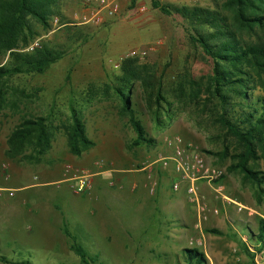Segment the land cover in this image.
<instances>
[{"label":"rangeland","instance_id":"obj_1","mask_svg":"<svg viewBox=\"0 0 264 264\" xmlns=\"http://www.w3.org/2000/svg\"><path fill=\"white\" fill-rule=\"evenodd\" d=\"M157 1L163 6L210 9L223 2ZM83 3L84 0L58 1L59 28L51 24L48 28L32 24L33 40L39 39L40 45L60 58L41 74L13 75L0 84L6 94L5 103L0 107V136L11 133L25 118L41 117L47 121L52 142L58 146L60 140H65L74 111L81 121L86 120L88 129L94 133V142L79 156L66 152L71 159L88 163L83 170L105 171L113 163L115 167L116 163H121L124 169L132 172L145 169L141 173L138 198V190L132 192L128 185L121 189L128 194L127 204L122 207H116L108 198V192L102 193L93 180L91 188L83 194H75L67 189L69 183H61L60 192L66 200L71 202L79 198L94 212L85 218V224L74 225L66 222L71 221L67 217L73 213L60 210L57 217L61 221L60 230L69 231L76 243L85 248L89 258L96 259L93 264H195L196 255L187 250L201 254L204 264H264V246L254 240L258 220L264 218V185L257 187L240 173L229 171L234 163L232 157L242 152V148L218 121L219 113L210 111L215 105L219 106V100L214 99L209 109L203 110L202 105L197 108L191 104L189 96L190 90L206 86L211 77L212 60L193 39L198 34L203 36L210 32L209 29L194 27L174 12L165 15L153 8L150 0H136L134 4L131 0H121L116 17L104 19L100 25H74L72 17L83 10ZM132 51L146 52L144 57H137L139 63L154 68L168 103L156 122L143 111L139 89L131 97L132 103H138L140 112L137 111L136 116L152 141L149 145H132L135 134L127 117L121 115L120 101L114 93V88L119 86L116 77L120 74V62L131 58ZM6 60L7 57L0 56V65ZM182 84L187 91L179 98L178 89ZM201 90L199 103L207 98L203 87ZM223 92L230 98L225 108L229 115L240 107L242 98L237 91ZM243 92L248 100L264 96V75L260 79L250 78ZM18 97L21 98L19 110L13 104V99ZM84 98L92 99L93 105L88 106L87 100L82 102ZM96 121L103 126L102 134H99V126H92ZM117 129L122 131L121 135L112 133ZM171 135L191 142L208 162L225 169L221 180L223 197L215 195L206 185L200 188L208 209L200 222L194 207L187 204L183 188L172 190L174 175L159 169L156 163L158 154H168L163 139ZM49 150L50 147L44 154L37 155L32 148H26L21 157L11 159L6 155L5 161L14 163L20 158L38 163L46 154L51 162L63 159L64 154L52 157ZM63 160L64 174L65 166L71 162ZM248 168L264 178V152L259 148ZM111 174L109 178L106 174L96 177L102 178L106 191L115 189ZM30 182L39 183L40 180L22 183ZM33 187L36 188L18 192L14 198L4 193L0 197V264H82L70 250L71 241L62 231L58 237V233L48 232L42 225L36 229L33 215L27 213L30 202L25 205L22 201L30 197L29 200L49 203L54 199L56 186ZM172 202L184 203L185 208H174ZM15 206L25 213L4 217V213Z\"/></svg>","mask_w":264,"mask_h":264},{"label":"trees","instance_id":"obj_2","mask_svg":"<svg viewBox=\"0 0 264 264\" xmlns=\"http://www.w3.org/2000/svg\"><path fill=\"white\" fill-rule=\"evenodd\" d=\"M58 1L60 0H0V56L7 57L6 62L0 65V84L13 75L41 74L60 58V55L42 45L32 52L23 51L33 41L32 24L50 27L51 19L57 16ZM135 2L136 0H131L132 4ZM150 2L153 8L165 15L174 12L194 27L209 29L210 32L203 36L198 34L195 38L192 37L212 60V68L207 85L190 90L191 104H195L197 108L202 105L200 108L207 110L210 102L219 100V106L215 105L210 111L219 113L218 121L229 135L238 140V147L242 148V152L232 157L234 163L229 167V171L238 172L246 181L261 187L264 185V178L250 170L248 163L255 160L256 148L264 152V96L248 100L243 89L250 78L255 76L260 79L264 75V0H223L220 5L215 4L213 9L163 6L157 0ZM119 72L116 77L119 86L114 88V93L120 101L121 115L127 117V122L135 134L132 145H149L152 141L147 138L136 116L139 111L138 103H132L131 97L139 89L143 111L158 122L168 106L162 86L154 68L140 64L137 57L121 60ZM202 87L207 98L199 103ZM1 88L0 107L5 103L6 95ZM186 91V87L180 85L179 98L183 97ZM223 91H237L242 98L240 107L232 110L229 115L225 108L230 98ZM46 124L47 121L41 117L25 118L11 131L7 140L6 155L14 159L23 155L26 148H32L34 154H44L49 149L51 140ZM66 137L69 151L75 156H79L92 145L85 136L82 121L74 111ZM257 230L254 240L264 246V218L258 220ZM64 234L70 239V250L79 258L80 263L96 262V259L89 258L85 248L76 243L67 230ZM186 252L196 255L195 264H204L201 254L195 250Z\"/></svg>","mask_w":264,"mask_h":264},{"label":"crops","instance_id":"obj_3","mask_svg":"<svg viewBox=\"0 0 264 264\" xmlns=\"http://www.w3.org/2000/svg\"><path fill=\"white\" fill-rule=\"evenodd\" d=\"M81 92H77V93L80 94ZM18 94L21 95V92L19 91ZM81 95L84 96V94H81ZM85 100H87L88 106L93 105L92 99L84 98L82 102H84ZM20 101H21V98L19 97L16 100L15 98L13 99L14 108L16 107L17 110H19L18 106L21 105ZM90 116H92V119H94V114L92 112L90 113ZM82 123L84 125V132H85L86 138L90 142L93 143L94 142L92 140V138L94 137L93 131L92 130L90 131L88 129L89 124L86 122L85 119L82 120ZM100 124H101L100 121H96L92 123V126H95L96 128H98L97 126L100 127L101 126ZM102 127H100L101 130L99 134H102L103 132ZM112 133L115 135H121L122 131L120 129H117L113 131ZM9 136H10V133H6L5 135L0 136V189L1 190H12L13 195H14L12 198H14L18 192H22V191L26 192L31 188H36L33 186H38V185L54 186L55 185L56 190L54 194V199H52V201H49V203L43 202L39 199H36V201L29 200L30 197L29 199L24 198L22 201V204H25V205L28 204V201L30 202V206L27 210V213L33 215V222H35L36 229L38 228L39 225H42V227H44L46 231L56 232L58 233V237H60L59 235L61 234L60 231H62L63 233L65 231V229L60 230L59 227H60L61 221L57 220V217L60 214V213L58 214V212L60 210L61 211L64 210L66 213L68 212L69 214L73 213V215H69L67 217V219H71V221L66 220V222L72 223L74 225L85 224L86 223L85 218L90 216L92 212H94V210L90 208V205L88 203L80 200L79 198H75L71 202L66 200L62 196V193L60 192L61 191V188L59 187L60 184L61 183L68 184V182H66L64 179L63 168L61 166L62 163L64 162L63 159L70 161L71 163L69 164L79 169H83L86 167V165H88L87 162H83L82 160L71 159L66 154V152L69 151V148L67 145V137L66 136L64 137L65 140H60V143L58 146L57 144L52 142V139L50 140V150L48 153H50L52 157H60L61 156L60 154H64V157L62 156L63 158L62 160L57 159L55 162L54 161L51 162L50 159L47 158L48 154H46V158H44V160H41L38 163L23 161L20 158L16 159L14 163H8L5 161V159H8L6 157V154L8 150L7 140ZM144 169L145 168H140L132 172L131 170L124 169L121 163H116V167H115V163H113L111 164V168L106 169L105 171H98V172L95 171V172H92L91 174L93 175L92 180L95 186L100 187V189L103 190L102 193L104 192V194H107L108 192L107 194L108 198L113 201V204L116 205V207H122L124 204H127L128 194L126 190H124L123 192L121 189H123V187H126L128 185V189H130L132 192H134L135 190H138L137 191V194H138V192L141 189L140 185L142 183L141 173L144 171ZM164 171H170V173L174 175L172 179V183L177 179V176L171 167H169L167 170H164ZM106 172H108L109 174L112 173L111 176L114 178L113 181L115 182L114 191H106L103 188L102 178H96L99 176L101 177L103 174L108 175V178H109L110 175ZM124 173H130V174H124ZM28 180H34V181L40 180V182L39 183H34V182L22 183ZM182 188H183V193H184V197L186 200L185 183H182L180 185L179 191ZM67 189L70 190L69 184L67 186ZM3 193L7 195L6 192H3ZM139 194L136 196V198L139 197ZM171 204L173 205L174 208L179 207L181 208V210L185 208L184 203L174 204V202H172ZM187 204L189 203L187 202ZM236 205L240 206V204L238 203H236ZM96 206H98V204ZM22 213H25L23 209L17 208L15 206V207H11L9 211L5 212L4 217L5 216L6 217L7 216L16 217V216H20Z\"/></svg>","mask_w":264,"mask_h":264},{"label":"built area","instance_id":"obj_4","mask_svg":"<svg viewBox=\"0 0 264 264\" xmlns=\"http://www.w3.org/2000/svg\"><path fill=\"white\" fill-rule=\"evenodd\" d=\"M121 0H84L83 10L76 12L73 17L74 25H100L104 19H112L120 12ZM59 19L54 16L50 24L53 27L59 28ZM41 48L40 40H33L24 48L25 52H32ZM146 55L145 51L130 52L131 57L142 58ZM115 67H118L115 65ZM163 146L168 151V154H158L156 163L162 170L172 168L177 176V179L172 183L173 191H178L180 185L185 183V195L187 202L194 207L198 220L205 219L208 212L207 206L204 203V196L200 188L202 185L209 187L217 196H221L223 185L221 180L225 175V169L208 162L204 154L191 142L184 141L178 135L166 136L163 139ZM65 181L69 183L70 189L75 194H83L91 188L93 175L83 169H79L71 164H67L64 168ZM151 187V192L154 191V184ZM7 193L8 197H13L12 190H1ZM238 210H241L239 208ZM217 214V210L213 211Z\"/></svg>","mask_w":264,"mask_h":264}]
</instances>
